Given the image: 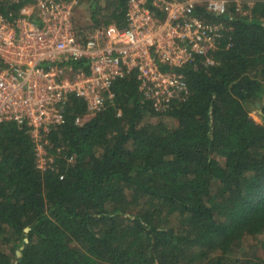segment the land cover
Listing matches in <instances>:
<instances>
[{
    "label": "trees",
    "instance_id": "16d2710c",
    "mask_svg": "<svg viewBox=\"0 0 264 264\" xmlns=\"http://www.w3.org/2000/svg\"><path fill=\"white\" fill-rule=\"evenodd\" d=\"M86 3L94 27H125L127 0ZM248 8L214 64L182 68L187 98L164 113L135 72L94 115L70 96L41 132L46 170L32 128L0 124V264H264L247 244L264 237V0Z\"/></svg>",
    "mask_w": 264,
    "mask_h": 264
},
{
    "label": "built area",
    "instance_id": "2783aa9c",
    "mask_svg": "<svg viewBox=\"0 0 264 264\" xmlns=\"http://www.w3.org/2000/svg\"><path fill=\"white\" fill-rule=\"evenodd\" d=\"M79 4L32 0L0 10V124L32 128L42 170L52 157L41 132L65 123L70 96L94 115L113 101L114 82L135 72L143 98L166 112L187 98L182 68L202 57L214 64L211 51L254 0H127L122 29L79 26Z\"/></svg>",
    "mask_w": 264,
    "mask_h": 264
},
{
    "label": "rangeland",
    "instance_id": "374dc122",
    "mask_svg": "<svg viewBox=\"0 0 264 264\" xmlns=\"http://www.w3.org/2000/svg\"><path fill=\"white\" fill-rule=\"evenodd\" d=\"M92 18L89 12V8L88 5L86 3V0H81L80 4L78 6V8L76 9V15H75V21L79 26H86L88 27L89 25H91L92 22ZM251 116L257 121V122H261V117L257 114V112L255 110H253L251 112ZM264 237H254V238H250L247 241L248 245L251 246H256V247H262L263 248V253H264Z\"/></svg>",
    "mask_w": 264,
    "mask_h": 264
},
{
    "label": "flooded vegetation",
    "instance_id": "af4514ba",
    "mask_svg": "<svg viewBox=\"0 0 264 264\" xmlns=\"http://www.w3.org/2000/svg\"><path fill=\"white\" fill-rule=\"evenodd\" d=\"M262 103H263V105H264V96L262 97ZM256 107H257V109H260L261 108V104L259 103V102H256ZM256 111V110H255ZM257 112V111H256ZM257 114H258V112H257Z\"/></svg>",
    "mask_w": 264,
    "mask_h": 264
},
{
    "label": "water",
    "instance_id": "95a60500",
    "mask_svg": "<svg viewBox=\"0 0 264 264\" xmlns=\"http://www.w3.org/2000/svg\"><path fill=\"white\" fill-rule=\"evenodd\" d=\"M29 229H30V228H26V231H29ZM25 241L28 242V241H29L28 238H25ZM17 254L20 256V255H21V251L18 250V251H17Z\"/></svg>",
    "mask_w": 264,
    "mask_h": 264
}]
</instances>
